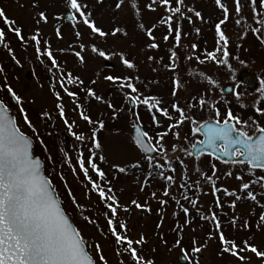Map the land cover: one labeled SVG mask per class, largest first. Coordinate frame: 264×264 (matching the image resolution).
Masks as SVG:
<instances>
[{"label": "rangeland", "instance_id": "374dc122", "mask_svg": "<svg viewBox=\"0 0 264 264\" xmlns=\"http://www.w3.org/2000/svg\"><path fill=\"white\" fill-rule=\"evenodd\" d=\"M78 2L90 22L106 33L104 37L92 33L79 14L68 7L67 0H0V9L15 22L13 27L20 29L23 36L21 41L10 26L0 20V30L5 33L0 47V101L15 117L20 130L32 140L34 155L43 162L44 176L51 181L65 214L86 241L87 251L96 259L95 246L98 244L107 264H129L131 261L129 253L117 245L107 231V219L110 217L107 205L110 202L101 201L97 192L91 190V185L80 171L78 150L84 153L81 158H86L85 167H88L87 159L94 157L93 162L105 173L102 180L104 190L107 195H114L120 205L114 223L118 220L126 222L128 239L136 241L144 237L142 244L134 243L133 247L142 248L138 255L145 264L148 261L152 264H181L177 260L180 254L186 255V264H264V258L244 250L247 244L264 253V220H261L264 216V180H261L264 170H253L243 164H221L203 154L198 157L189 155L193 143L200 140L198 132L194 133L193 129L207 120H216L221 106L233 114L252 109L260 81L257 89L249 90L239 83L237 75L248 71L260 78L264 76V43L261 42L264 23H257L264 18V9L259 7V0L256 12L260 15H253L250 0H241L239 15L235 11V0H221L229 10L226 22L221 24L229 41L228 64L220 62L223 52L217 51L216 25L225 20V16L215 0H184L179 5L181 13L176 15L169 10L177 6L176 0H169L167 8L160 2L153 4L152 0H136V8L131 6L130 0H123L119 8L116 5L120 0ZM149 5L155 10H150ZM189 8L193 11H188ZM67 11L75 17L72 22L62 17ZM195 12H199L202 19L197 18ZM41 13L46 16L47 22L39 20ZM170 16L172 28H180L179 47L175 46V32L169 33L168 24L161 23ZM255 28H260L261 33H254ZM116 29L120 31L113 35ZM149 30L155 39H149ZM37 32L43 50H50L55 55L63 52V77L56 74L58 77L55 76L53 81H47L35 73L36 44L31 36ZM165 36L169 37L167 41ZM152 43H156L158 48H151ZM93 47L98 51L93 52ZM99 51H103L108 58L101 57ZM172 52L177 54L174 63L170 60ZM208 53H215L216 61L207 59ZM123 60L133 63L134 67H126ZM28 73H31L30 78ZM69 74L72 82L68 81ZM176 81L180 84L179 88L175 87ZM128 83L138 91L131 92ZM228 83L236 87L229 96L221 92ZM8 87L21 98L22 104L17 105L15 100L11 102ZM56 90L60 93L57 94ZM89 90L95 95L89 96ZM67 92L74 93V96H68ZM57 95L60 100L56 99ZM136 97H139L135 100L137 108L131 113L128 100ZM147 97L155 98L159 104L149 110L141 102ZM201 100L205 101L203 106ZM58 105L64 109L63 120L55 113L59 110ZM173 105L183 110L188 119L169 130L180 119ZM112 106H116L115 110ZM20 107L26 115L25 107L37 111V116H27L32 128L24 123ZM157 108L165 110L167 115H162ZM81 113L90 117L93 123L83 120ZM48 114L57 117L59 133H45L47 129L40 136V117ZM156 115L162 117L160 124L155 121ZM193 120L197 123H192ZM142 122L147 126L144 127ZM101 123L103 128L99 127ZM134 123L142 126L153 147L160 134L170 131L173 136H164L160 141L165 151L153 157L142 155L131 137ZM64 131L69 132L65 137L60 134ZM93 132L101 145L99 149L93 145ZM76 135H81L83 140H77ZM42 136L54 147H43ZM151 164H160L162 168L155 167L157 171L152 175L148 168ZM137 166V171L117 170L132 167L136 170ZM169 175L173 176L172 182L164 178ZM89 176L93 181L98 178L90 167ZM213 183L219 189L215 194ZM244 183L249 184L247 191H241ZM109 188L111 193L107 192ZM165 189L169 192L168 196L163 195ZM225 190L236 195H228ZM248 192L256 199H249ZM185 195L188 199L181 202ZM192 200L197 201L195 206ZM217 200L220 207H217ZM133 201L142 207L137 208ZM160 201L165 203L161 205ZM125 208L128 211H124ZM183 208L188 209L187 216ZM142 209L148 212L146 216L141 213ZM224 210L227 222L222 231L229 242L238 238L236 243L245 253L243 260L220 249L225 246L219 240L222 231H217L211 217ZM85 216L95 223L85 220ZM203 220L214 224L209 225L213 232H207ZM185 245L199 247L201 251L194 252L191 258L184 251Z\"/></svg>", "mask_w": 264, "mask_h": 264}, {"label": "snow or ice", "instance_id": "6c2138e0", "mask_svg": "<svg viewBox=\"0 0 264 264\" xmlns=\"http://www.w3.org/2000/svg\"><path fill=\"white\" fill-rule=\"evenodd\" d=\"M131 6L136 8V0H130ZM160 2L162 6L169 7V0H152L153 4ZM184 0H176L177 6L175 8H170L172 15L181 13V8L179 5H182ZM123 3V0H120V3H117L119 8ZM215 3L220 7L225 16V20H222L216 25V35L218 37L217 43L219 47L217 51L223 52V60L220 61L224 64H228L229 52L227 51L228 47V38L221 29V24L225 23L229 10L222 4L221 0H215ZM250 3L253 7V15H260L256 12L257 0H250ZM68 7L74 10L82 18L83 24H85L92 33L104 37L105 32L101 31L94 23L90 22L86 14L81 10L82 5L78 0H67ZM259 7L264 9V0H259ZM150 10L151 5H149ZM188 11H193L191 8ZM235 11L239 15L241 12V0H235ZM197 18H201L199 12H195ZM75 19V17H71ZM0 20H3V23L10 26V30L14 32L15 36L20 38L23 41V36L20 29L13 27L15 24L14 21H11L7 18L5 12L0 9ZM39 20L47 22L46 16L41 13ZM189 22H191L189 18ZM161 23L168 24L169 33L175 32V41L176 47L180 46L181 34L180 28L177 26L175 29L172 28V18L171 16L168 19L162 20ZM240 21H237L239 24ZM258 24L264 23V18L257 21ZM143 27V25H141ZM120 29H116L113 32V35ZM198 31V30H197ZM254 33H261L260 28L253 29ZM57 35L60 33L57 31ZM149 39H155L152 35L151 30L147 33ZM79 36V33H77ZM39 33L31 36V40L36 44L37 55L40 54L46 55L47 58L51 61L53 68H58L57 61L53 57V54L50 50H45L41 53L39 47ZM168 36L164 37V40H168ZM5 40V33L3 30H0V44H3ZM261 42L264 43V37L261 38ZM151 48L156 49L158 45L152 43ZM195 49V45L192 46ZM93 52L98 50L93 47ZM101 57L108 58L103 51L98 53ZM79 56V53H77ZM82 59V58H81ZM149 59H152L149 57ZM177 59L176 52H172L170 60L174 63ZM191 59V57H188ZM207 59L216 61L215 53H208ZM203 62V61H201ZM123 63L128 68H133V63L123 60ZM175 70L174 68L172 69ZM106 79L112 80L113 77H106ZM63 80V78H62ZM73 78L69 74L68 81L72 82ZM175 87L179 88L180 84L178 81L174 82ZM63 82H61V87H63ZM131 92L136 93L138 90L128 83L127 85ZM262 88H264V82H262ZM7 92L11 95L12 99L15 100L17 105L22 104L21 98L14 92L11 87L7 88ZM175 91L173 95H175ZM68 96H74V93L67 92ZM89 96H94L95 94L89 90ZM57 100H60L59 95L56 96ZM139 97H136L135 100H138ZM146 105L149 110L153 107H156L159 104V101L153 97L144 98L141 101ZM205 103L204 100L200 101L201 106ZM60 117L64 118V109L62 106L58 105ZM173 109L179 113L180 119L176 124L171 125V128L179 127L180 124L184 123L188 117L185 116L183 110H181L176 105H173ZM19 111L21 114H24L23 107H20ZM157 111H160L162 115H167L165 110L157 108ZM259 111V110H258ZM217 118H219L220 113L217 111ZM81 118L87 123L92 124L93 121L90 117L81 113ZM24 123L28 125L29 128H32V124L28 119L27 115L24 114ZM67 123V121H65ZM192 123H197L192 121ZM240 126V127H237ZM244 122L240 120L238 116H235L231 111H229L226 117L223 119L222 125L217 120L216 124H199L198 128L193 129V132L203 131V134L206 137L205 141H200L199 143L203 144L207 148L213 149V151L219 152L221 156H228L230 158H236L239 163H247L250 168L253 169H264V127H259L256 129L260 135L256 138L249 136L245 131L242 130L244 127ZM100 128H103L104 125L101 123ZM167 133L160 134L159 139L156 141V146L151 145V138L148 137L146 132H141L138 128L135 133V143L137 147L145 153L148 152H160L161 154L165 151L163 145L160 141L163 140V137ZM178 135V134H177ZM77 140H83L81 135H76ZM93 145L95 148L99 149L101 147L100 143L96 140L95 132L92 134ZM147 140V143L145 142ZM223 142V148L219 149L216 147L217 142ZM32 141L20 130L17 125L16 119L14 116L9 114V109L5 104L0 101V264H107L105 257L102 254V249L100 245L95 246V251L98 254L97 258L94 259L93 256L87 251V243L84 240L81 233L70 223L68 216L65 214L64 210L61 207L59 199L54 193L53 186L51 181L42 175V162L38 158H33L31 153ZM195 147V145H194ZM191 155V153H189ZM242 158V159H240ZM103 160V157H100ZM94 157H89L87 159L88 167H85V160L83 158L78 160L80 171L84 174L85 179L88 180V183L91 185V190L97 192V195L101 201H109L107 205L110 212V217L107 219L108 230L111 233V236L114 238L117 245H125L126 251L130 253L135 264H145L138 255V252L134 243L139 245L144 242V237L141 236L139 240L133 241L128 239L126 235H121V231L127 230L126 224L119 223L117 226L114 223L115 217L117 216V210L120 207L118 201L114 195H107L105 190L100 187L98 183L92 180L89 176V167L96 176L103 180L105 178V173L101 171L97 164L93 162ZM151 162V158H150ZM168 163V161H165ZM156 168H162V165H154ZM119 172H124V168H118ZM174 171V169H171ZM215 172V168H213ZM229 175H231L229 173ZM168 182L173 181V176L169 175L164 177ZM211 180V177L208 178ZM237 179H242V177H237ZM261 180H264V177H261ZM181 188L184 185H180ZM249 189V184L244 183L242 185L241 191H247ZM219 191L213 183V194ZM108 193L112 192V189L107 190ZM227 193V190H225ZM228 195L235 196V193H227ZM71 195V193H69ZM155 195V194H153ZM164 196H168L169 192L165 189ZM248 198L255 200L256 196L251 192H248ZM184 199H188L187 195L184 196ZM236 199H240L239 196H236ZM73 203L76 201L73 198ZM137 208H141L142 205L132 202ZM161 205L165 201H160ZM191 203L195 206L197 201L192 200ZM179 204V200H177ZM217 207H220L219 200L216 201ZM80 207L79 205H77ZM235 207V204L232 205ZM124 211H128L127 208ZM184 214L188 215V209L183 208ZM85 220H88L90 223H95V221L89 220L87 216L84 217ZM212 221L215 222L217 231L220 230V223L217 220L215 214L211 217ZM261 220H264V216H261ZM219 240L222 245H225L222 248V251L225 253H230L234 257H238L243 260L244 257L239 256L238 246L234 242H229L223 233L219 235ZM230 244V247L228 246ZM254 253L256 256L264 258V253L258 251L255 247L248 246L245 244V249ZM194 252H200L199 247L193 249ZM147 264H152L151 261H148Z\"/></svg>", "mask_w": 264, "mask_h": 264}, {"label": "trees", "instance_id": "16d2710c", "mask_svg": "<svg viewBox=\"0 0 264 264\" xmlns=\"http://www.w3.org/2000/svg\"><path fill=\"white\" fill-rule=\"evenodd\" d=\"M20 45V47L22 48V47H24L22 44H19ZM19 47V48H20ZM37 47V46H36ZM39 47H40V49H41V53H43L45 50H43L42 48H41V46L39 45ZM36 50V49H35ZM36 54H37V51H36ZM61 56H63V52L62 53H60V54H57V55H55V54H53V57L55 58V60L57 61V64H58V68H53L52 67V65H51V61L47 58V56L46 55H43V54H40L39 56L37 55V58H36V60L34 61V71H35V73L38 75H40L41 77H44V78H46L47 79V81H53L54 80V78H55V76L56 77H58L56 74H58L59 76H61V77H63V71L65 70L64 69V65L62 66L61 65V63H64L63 62V60H61ZM66 73H69V71L66 69ZM53 74V75H52ZM57 91V94H59L60 93V91H58V90H56ZM59 92V93H58ZM6 95V94H5ZM12 102V101H11ZM113 107V110H115V107L116 106H112ZM25 110H26V112H27V116L28 117H30V115H33V116H37L36 114H37V111L34 109V108H31V110H29V109H27V107H25ZM110 110H112V109H110ZM12 112H14V109H12L11 110ZM224 112H225V110H224V108H222L221 107V113L222 114H224ZM55 113H58L59 114V116H60V113H59V110H57V112H55ZM61 118V117H60ZM61 120H63L62 118H61ZM40 121L42 122V126H41V129H40V131H39V135L41 136V134L42 133H44V131L45 130H47V129H49V130H47V131H45V133L46 132H49V131H51L53 134H56V133H59V131H58V128H59V125H58V121H57V117L56 116H54V117H52L50 114H48V115H45V116H42V117H40ZM114 124V123H113ZM142 124H143V126L145 127V126H147V124H145L144 122H142ZM66 132L67 133H69L68 131H64V134H63V132L61 133L60 132V134H61V136H63V137H65L66 136ZM162 133V132H161ZM164 133V132H163ZM162 133V134H163ZM165 133H167V135H165L166 136V138H167V136H168V138H171L172 136H173V134H171L170 133V131H167V132H165ZM170 134V135H169ZM160 136V135H159ZM159 136L157 137V140L159 139ZM43 138H42V143H43V147H46V148H48V149H50V147H54V144L53 145H51V143L50 142H47L46 140H45V137L44 136H42ZM164 138V137H163ZM36 150H38V147L36 148ZM77 153L79 154V158L81 159V157H84V153L82 152V151H80V150H78L77 151ZM84 160H85V162H86V158H83ZM59 166V165H58ZM148 168L150 169V171H151V174L152 175H154V173H155V171H157V169L155 168V166L154 165H148ZM101 170V169H100ZM138 170V166L136 167V170L132 167V168H129V169H127V170H125V171H137ZM101 171H103V170H101ZM159 171V170H158ZM94 179H96L95 180V182L96 183H98L99 185H100V187L101 188H103L104 189V185L102 184V180L101 179H99V178H94ZM185 187L186 188H188L186 185H185ZM193 189L191 188V191H192ZM56 192H57V190H56ZM181 202H184V196H183V198H182V200H181ZM226 211L224 210L222 213H220V214H215V216L217 217V220L219 221V223H220V225H221V227H220V230L222 231V229L223 230H225V226H224V224L227 222V218H226V213H225ZM180 214H181V212H180ZM203 222L205 223V225H207V232H209V230H211L210 228H209V225L211 224L212 226H214V224H212V223H210L209 224V222H206V221H204L203 220ZM119 223H124L122 220H118L117 221V223H116V225L118 226L119 225ZM124 224H126V222L124 223ZM127 225V224H126ZM228 225L230 226L231 225V223H228ZM216 227V226H215ZM126 228H127V226H126ZM108 232H109V230H107ZM212 231V230H211ZM213 232V231H212ZM126 233H127V230H126V232L125 231H121V235H126ZM222 233H223V235H225L224 234V232L222 231ZM236 240V241H235ZM234 240V243L238 246V250H239V256H241V257H245V253L243 252V250H242V247L239 245V244H237L236 242H238V238L236 237V239ZM191 244V243H190ZM119 246H121L125 251H126V246L125 245H119ZM228 246H230V245H228ZM136 248V250H137V252H138V254H139V252L141 251V247H135ZM139 248V249H138ZM223 248V247H222ZM222 248H220L221 249V251H222ZM193 249H194V247H192V245L191 246H188V245H185V248H184V251L185 252H187L188 254H189V256L191 257V258H193L194 257V251H193ZM127 252V251H126ZM223 252V251H222ZM128 253V252H127ZM225 253V252H224ZM227 254H229V253H227ZM129 256H130V263L129 264H135V262L133 261V259H132V257H131V255H130V253H129Z\"/></svg>", "mask_w": 264, "mask_h": 264}, {"label": "water", "instance_id": "95a60500", "mask_svg": "<svg viewBox=\"0 0 264 264\" xmlns=\"http://www.w3.org/2000/svg\"><path fill=\"white\" fill-rule=\"evenodd\" d=\"M62 17H63V19H64L65 21L71 22V21H73V19H72L71 17H74V15L72 14L71 11H67V12L65 13V15H63ZM0 47H1V44H0ZM27 77L30 78V77H31V73H28V74H27ZM237 77H238V79H239L240 81H243V82L245 83V86H246L247 89L252 90V89L255 88V83H256V81H255V76H254L253 74H251V73H249V72H247V71H241V72L238 73V76H237ZM222 92H223V94L228 95V96H229V95H232L233 92H234V86H233L232 84H228V85H226V86L223 87ZM9 95H10V94H9ZM10 96H11V95H10ZM11 98H12V97H11ZM133 100H134V99H129V100H128V106H129V109H130V112H131V113H134V112H135V109H136V102H133ZM13 101H14V100H13ZM9 114H10V113H9ZM10 115H11V114H10ZM155 120H156V123L159 124V123L161 122V120H162V117L159 116V115H156V116H155ZM209 123L215 125V124H216V121L208 120V121L203 122L202 124H209ZM221 125H222V123H221ZM198 127H199V126H198ZM137 128H138L141 132H144L143 128H142L138 123H135V124L132 126V129H131V137H132L134 143H135V139H134V137H135V133H136V129H137ZM198 133L201 135V140H200V141H205V140H206V137H205V135L203 134V131H199ZM259 135H260V133L254 135V136H252V137H253V138H256V137H258ZM29 139H30V138H29ZM30 140H31V139H30ZM31 141H32V140H31ZM200 141H197V142H195V143L193 144V146H192V148H191V150H190L191 156H193V157H198V156H200L201 154H204V153H205V154H208V155H210L211 157L217 159V160H218L219 162H221V163H239V162H237L236 158H230V157H228V156H221V155L219 154V152L213 151V149H211V148H207V147H205L203 144L199 143ZM145 142L147 143V140H146ZM194 145H195V147H194ZM135 146L137 147L136 143H135ZM150 146H151V145H150ZM216 147L219 148V149H222V148H223V142H219V141H218L217 144H216ZM137 149H138L143 155L148 156V157H153V156L158 155V152H148V153H145V152H143L142 150H140L138 147H137ZM31 153H32L33 158H38V159L42 162V160H41L39 157H34V152H33V142H32V147H31ZM240 159H242V158H240ZM244 164H247V163L245 162ZM42 165H43V162H42ZM42 175L44 176L43 167H42ZM44 177H45V176H44ZM61 207H62V205H61ZM62 209H63V208H62ZM141 213H142L144 216H146V215L148 214V212H147L146 210H144V209L141 210ZM68 218H69V217H68ZM69 220H70V218H69ZM70 223H72L71 220H70ZM72 225H73V223H72ZM73 226H74V225H73ZM177 260H178L179 263H181V264H186V263H187V258H186V256L183 255V254L178 255V256H177Z\"/></svg>", "mask_w": 264, "mask_h": 264}, {"label": "flooded vegetation", "instance_id": "af4514ba", "mask_svg": "<svg viewBox=\"0 0 264 264\" xmlns=\"http://www.w3.org/2000/svg\"><path fill=\"white\" fill-rule=\"evenodd\" d=\"M251 74H253V73H251ZM253 75L255 76V74H253ZM237 79H238V77H237ZM255 81H256L255 88L253 90L257 89V84H259V81H260L261 86H260V89H259L257 95L254 98L253 103H252L253 104L252 109L246 113L243 111H235L234 112V115L238 116L240 118V120L242 122H244L245 125L246 124L250 125V126H244L242 129L246 133H248V131L250 130L251 134H249V136H253V135L258 134L259 132L256 131V129L259 127H264V88H262V82H264V76H263V78H260L259 76L258 77L255 76ZM239 83L242 84L246 88L245 83L243 81L239 80ZM228 84H232V83H228ZM233 86H234V92H235L236 87H235V85H233ZM221 107L225 108L223 106H221ZM225 110H226V108H225ZM228 112L229 111L226 110V112H224V114L220 113L219 118L216 117V120H214V119H210V120L217 121L219 119L220 123H222L223 119L226 117ZM247 119L250 121H247ZM256 170L260 171V170H264V169H256Z\"/></svg>", "mask_w": 264, "mask_h": 264}]
</instances>
